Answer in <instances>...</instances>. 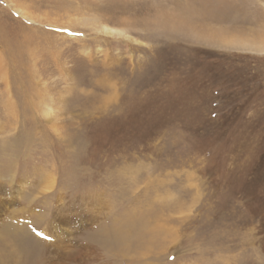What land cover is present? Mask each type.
Segmentation results:
<instances>
[{
    "label": "rangeland",
    "instance_id": "obj_1",
    "mask_svg": "<svg viewBox=\"0 0 264 264\" xmlns=\"http://www.w3.org/2000/svg\"><path fill=\"white\" fill-rule=\"evenodd\" d=\"M0 173L36 264H264V0H0Z\"/></svg>",
    "mask_w": 264,
    "mask_h": 264
},
{
    "label": "bare ground",
    "instance_id": "obj_2",
    "mask_svg": "<svg viewBox=\"0 0 264 264\" xmlns=\"http://www.w3.org/2000/svg\"><path fill=\"white\" fill-rule=\"evenodd\" d=\"M205 3V2H204ZM203 14V13H202ZM205 15V13L203 14ZM216 15V13L214 12V10H208L206 11V15L205 17H208L209 19H213ZM164 24V22H162ZM165 26V25H164ZM104 32L107 34H115L117 32H115L114 30H112L111 28L108 27H104ZM10 77H12L13 82L18 83L19 84V89H22L23 84H22V80L19 77H14L12 74L10 75ZM114 87V86H113ZM111 89H114V88ZM49 137V136H48ZM25 138V137H24ZM51 138V137H50ZM46 141V140H45ZM44 141V142H45ZM47 142V141H46ZM49 142V141H48ZM55 142V141H54ZM68 142V140H67ZM50 144V143H49ZM44 145V144H43ZM52 147V146H51ZM54 147V145H53ZM46 148V147H45ZM16 149V147H15ZM47 149V148H46ZM18 150V149H17ZM44 152V151H43ZM51 153V152H50ZM55 156V155H54ZM58 163V162H57ZM61 163V162H60ZM16 165V164H15ZM63 165V164H61ZM53 166V164H52ZM16 167V166H15ZM14 166H10L8 165L7 168L5 169L4 173L7 172H14L13 170L15 169ZM54 167V166H53ZM49 170V169H48ZM44 171V170H43ZM42 173V172H40ZM43 176L41 179H48L45 185V190L48 191L50 189L53 188L54 186V182L55 180V176L52 172L47 173V175H45L44 173H42ZM69 174V173H68ZM6 174H3V176ZM2 173H0V178L3 177ZM13 176V175H12ZM57 176V175H56ZM45 183V182H44ZM4 185H0V194L3 195L4 197ZM52 192V191H51ZM55 193V192H54ZM64 195V194H63ZM62 195V196H63ZM65 197V196H63ZM5 198V197H4ZM0 196V211H2V207L3 205H7L9 203L14 202L12 199H2ZM57 202H63V198H61V196L59 198H57ZM91 205V204H90ZM59 206L57 207V210L60 211V209H58ZM83 212V211H82ZM58 214V213H57ZM157 214L154 213H148L145 215V218H143L141 215L138 216L136 219H127V222H122V226H117V233H115L113 231V234L115 235L114 238H112L109 242V246L112 247H116L119 248L122 243H127L130 239H128V235L131 233V231H135L137 233L138 238H142L145 235H151V234H156V230H157V226H154L151 224L150 219L153 218V216L155 217ZM146 218L148 219V221L146 220ZM124 220V219H123ZM126 223V224H124ZM121 222L117 225H120ZM59 226L58 223H53L51 225V228H57ZM156 228V229H154ZM63 232V231H62ZM169 232V231H168ZM14 235V236H13ZM13 235H9V237H7V240H9L11 242V249L10 252L8 253L5 249L3 250L2 248L0 249V260H2V258L6 259L5 257L7 256H13L14 254L18 256V259H23V264H36L38 263L37 260L41 261V246H43L41 244L40 241H37V239L32 241V238H29V235L26 234L23 230L17 228L16 230H14ZM5 236V235H4ZM56 237V236H55ZM64 238H66V242L69 241L70 237H71V233L68 232V234H66L65 236H63ZM69 237V238H67ZM63 238V239H64ZM134 240V239H133ZM139 241V240H138ZM71 242V241H70ZM49 243V242H48ZM62 244L59 241V238L55 239L53 238V241L50 243V246L53 248V253H51L49 255V259L47 261L50 262V260L53 258L52 255H57V260L59 261H53L51 263H47V264H68V262L70 260H72L73 258H75L76 254H71L70 252V247L69 244H64L65 246H61ZM46 247V246H45ZM48 247V246H47ZM69 247V249L67 248ZM79 247V246H78ZM81 247V246H80ZM44 250V249H43ZM49 250V249H48ZM52 250V249H51ZM83 250V249H82ZM51 252V251H49ZM47 253V252H46ZM14 255V256H15ZM22 258H19V257ZM17 261H20L18 260ZM16 261V262H17ZM40 263V262H39ZM19 264V263H18Z\"/></svg>",
    "mask_w": 264,
    "mask_h": 264
}]
</instances>
